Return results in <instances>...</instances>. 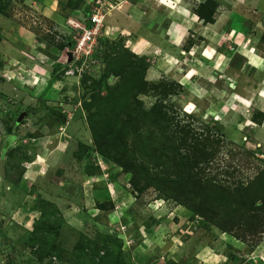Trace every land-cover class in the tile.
Returning <instances> with one entry per match:
<instances>
[{
  "label": "rangeland",
  "instance_id": "obj_1",
  "mask_svg": "<svg viewBox=\"0 0 264 264\" xmlns=\"http://www.w3.org/2000/svg\"><path fill=\"white\" fill-rule=\"evenodd\" d=\"M67 5L107 13L77 61L55 23L0 0V264H263L264 0ZM216 16L214 47L196 50ZM231 81L247 102L219 120L210 100ZM42 135L64 157L22 186ZM31 233L53 258L21 244Z\"/></svg>",
  "mask_w": 264,
  "mask_h": 264
},
{
  "label": "crops",
  "instance_id": "obj_2",
  "mask_svg": "<svg viewBox=\"0 0 264 264\" xmlns=\"http://www.w3.org/2000/svg\"><path fill=\"white\" fill-rule=\"evenodd\" d=\"M67 1L65 0V3L63 4V2H59V0H22V4L25 5L27 7V10L29 11V13L35 15V14H39L40 16H43L45 18H47V20L55 23L56 28H60V32L62 31V27L64 24V21L66 18L70 17L72 14H76V13H82L83 9H77V8H70L67 5ZM218 19L219 16H216L214 21L211 24H208L204 27V29L206 31L210 30V35L205 37H201L204 41L202 42L203 44L196 47V50H202V47L204 45H208L210 47H214V41H217V32L216 29L218 27ZM230 21V19H228ZM183 22V21H182ZM182 22H173L171 25V34L168 33L166 34V38L163 39H167L170 41L169 46L172 45H176L178 44V41H180L179 44L183 43L182 40L184 39L185 36H183V38H179L178 40H176V38H178L180 36V33L182 32V30H185L182 27ZM191 24H193V22H191ZM190 24V25H191ZM206 33V32H205ZM204 33V34H205ZM186 34V33H185ZM212 35L214 38H212ZM165 41V40H164ZM208 51H211V49H207ZM199 51V52H200ZM214 53L215 55L221 56V54H225V50H222L221 54L218 52L217 49H214ZM212 52V51H211ZM214 58V60L216 61V63H218V59ZM254 57L256 58V56L251 55V60L254 61ZM202 58V56L200 57ZM252 61V62H253ZM254 68H251V70ZM214 72H216V74H220V71L214 69ZM217 74V75H218ZM233 83V85H225V90L227 94L226 95H221L219 94L218 97H213L212 100H210V104L208 107V111L213 115L216 116L217 118H219V120L222 119V117L225 115L226 112H230V108H234L235 111H239L240 109H242V107L244 108V104L247 102V100L245 98H242L241 96H239L238 94H236L235 92V82L231 81ZM210 82L206 81V85L210 86ZM213 84V83H212ZM234 86V87H233ZM262 86V85H261ZM237 87V86H236ZM241 90L243 91V89L241 88ZM259 89H257L258 91ZM225 96V97H223ZM241 102H244L243 104ZM226 103H229V105H226ZM264 116V113H263ZM264 123V120L263 122ZM41 141H36L34 144L35 150L36 151H43L42 152V156L41 155H37L35 161L29 165L28 167H25L21 176V183L22 186H25L26 184H29L31 181H33L34 179L40 177V170H41V166L43 165H47V166H51L53 164H56L55 162H52V159H54L56 162H58L59 160L63 159V155H60L56 150L52 151L51 153L49 152L47 154V145L49 144V142L52 139H56V135L54 137L50 136V135H42V137L40 138ZM9 142V145L13 142V139L11 137L7 138L6 142ZM40 145V146H38ZM51 147V146H50ZM46 152L45 156L44 153ZM59 158H57V157ZM2 159L0 158V165L2 163ZM45 165V166H46ZM93 184H94V179L93 177L89 178H85L84 181L81 182V186H80V202L85 204L86 206H89L92 201L94 200V189H93ZM20 185H17V187ZM72 211L69 212V214H66V216H72ZM262 245V246H261ZM261 247H258L257 251H256V256L257 259H259L263 264H264V244H261Z\"/></svg>",
  "mask_w": 264,
  "mask_h": 264
},
{
  "label": "built area",
  "instance_id": "obj_3",
  "mask_svg": "<svg viewBox=\"0 0 264 264\" xmlns=\"http://www.w3.org/2000/svg\"><path fill=\"white\" fill-rule=\"evenodd\" d=\"M106 15V10L99 8L86 17L76 13L65 19L61 32L72 40L69 60L77 61L91 54L95 40L100 36Z\"/></svg>",
  "mask_w": 264,
  "mask_h": 264
},
{
  "label": "trees",
  "instance_id": "obj_4",
  "mask_svg": "<svg viewBox=\"0 0 264 264\" xmlns=\"http://www.w3.org/2000/svg\"><path fill=\"white\" fill-rule=\"evenodd\" d=\"M14 125H12L8 130L7 133H11ZM42 238H39L37 235L30 234L25 241L22 239L21 244L32 249L34 254L37 256V259L41 261L46 256L54 257L53 256V249L54 245L52 241H47V238L41 234ZM92 263V259H90ZM49 264V263H48Z\"/></svg>",
  "mask_w": 264,
  "mask_h": 264
},
{
  "label": "water",
  "instance_id": "obj_5",
  "mask_svg": "<svg viewBox=\"0 0 264 264\" xmlns=\"http://www.w3.org/2000/svg\"><path fill=\"white\" fill-rule=\"evenodd\" d=\"M68 57H69V53H68V55H67ZM20 120V118L18 117V119L16 120V123H18V121Z\"/></svg>",
  "mask_w": 264,
  "mask_h": 264
}]
</instances>
